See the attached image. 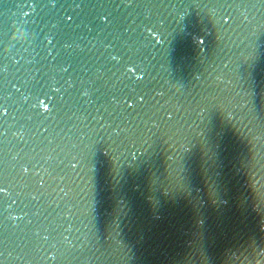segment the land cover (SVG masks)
Returning a JSON list of instances; mask_svg holds the SVG:
<instances>
[{
	"label": "water",
	"instance_id": "1",
	"mask_svg": "<svg viewBox=\"0 0 264 264\" xmlns=\"http://www.w3.org/2000/svg\"><path fill=\"white\" fill-rule=\"evenodd\" d=\"M0 264H264V0H0Z\"/></svg>",
	"mask_w": 264,
	"mask_h": 264
},
{
	"label": "snow or ice",
	"instance_id": "2",
	"mask_svg": "<svg viewBox=\"0 0 264 264\" xmlns=\"http://www.w3.org/2000/svg\"><path fill=\"white\" fill-rule=\"evenodd\" d=\"M0 191H2V190H0Z\"/></svg>",
	"mask_w": 264,
	"mask_h": 264
}]
</instances>
